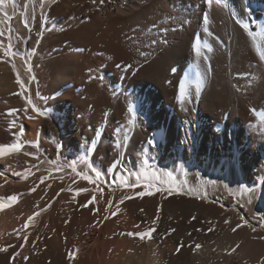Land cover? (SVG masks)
Here are the masks:
<instances>
[{
	"label": "bare ground",
	"instance_id": "bare-ground-1",
	"mask_svg": "<svg viewBox=\"0 0 264 264\" xmlns=\"http://www.w3.org/2000/svg\"><path fill=\"white\" fill-rule=\"evenodd\" d=\"M4 11L0 145L21 148L0 156V264L264 262V0Z\"/></svg>",
	"mask_w": 264,
	"mask_h": 264
},
{
	"label": "snow or ice",
	"instance_id": "snow-or-ice-1",
	"mask_svg": "<svg viewBox=\"0 0 264 264\" xmlns=\"http://www.w3.org/2000/svg\"><path fill=\"white\" fill-rule=\"evenodd\" d=\"M93 2H95V0H93ZM206 2H207L208 5H211V4H212V0H206ZM218 2H222V0H218ZM5 3H6V0H0V13H3V15H4L5 17H7L8 19H11L10 17H8V13L4 11ZM101 3H103V0H101ZM203 19H204L205 22L207 21V17H204ZM237 22L241 24V27H242L245 31H248V25H247V24H244L242 21H239V20H238ZM24 27H25V28H28V21H27V20L24 21ZM0 35H3V33L0 32ZM248 35H249V36H253V33L249 31V32H248ZM254 40H255V37L253 36V41H254ZM10 49H11V46H10V45H9V47H8L7 50H5V49L3 48V45H0V51H3V55H4L5 57H8V56L10 55ZM208 51L211 52V51H212V48H211V47H208ZM257 51L260 52V49L257 48ZM196 52H197V55H198V56L201 54V53H200V49H199V47L196 48ZM30 55H31V53H30ZM205 59H207V57H205ZM260 59H261V60H264V52H260ZM13 69L15 70V66H14V65H13ZM28 70L31 71V68H29ZM19 82H20V81H19V78H17V83H19ZM197 94H199V88H197ZM186 95H187V93H186V89L182 86V87H181V90H180V97H181V103H182V104H183V102H184V99L186 98ZM28 102L31 103L30 100H29ZM32 110H33L34 112H38V110L36 109L35 106H33ZM129 110L131 111V109H129ZM16 111H18V110H16V109L10 110L8 114L11 115L13 112H16ZM38 114H39V113H38ZM29 119H32V117H29ZM129 123H132V122L130 121ZM148 144L151 145V146H153V147H156V146H157V145H154V144H153V141H152V140H149V141H148ZM20 148H21V145H20L19 143H11V144H7V145H0V156L6 155V154H10V153H12V152H19V151H20ZM25 154L27 155L28 153H25ZM70 167L72 168V171L76 173V175H78V176L81 175V172H77V171H76V166H75V164L70 165ZM16 174H17V175H21V173H16ZM23 175H24L25 178H26L27 175H28V173H23ZM154 175H155V173H154ZM167 175L169 176V180H171V179H172L171 174H167ZM83 178H85V179H89V181L91 182L90 177H88V176H84ZM41 182H43V180H42ZM143 187H144L147 191H145V192H141V193H140L141 196H144V195H151V194H152L151 186H150L149 183H145V184L143 185ZM158 190H159V189H157V191H158ZM171 190H172V189H169V191H171ZM32 191H35V188H33ZM83 191H87V189H84ZM253 195H254V193H253ZM16 199H17L16 196H11V197L8 198V203L10 204L11 202H15ZM93 199H94V198H93ZM92 202H93V201H89L88 203H92ZM121 202H123V199L121 200ZM88 203L82 205V207H88ZM109 203H111V202L109 201ZM246 203H251V197H249V199L246 201ZM5 206H6V205H5L4 202H0V210H2ZM49 207H50V205H49ZM45 210H46V209H45ZM34 215H39V213H35ZM33 219H34V217H33V216H30V217L28 218L29 223H30ZM193 219H195V217H193ZM262 219H264V218H262ZM225 223H228V221L225 220ZM25 227H27V224L25 225ZM237 227H239V225H237ZM210 230H211V229H210ZM231 230H232L233 232H235V231H236V227L232 228ZM153 231H155V229H151V230H149V231H147V232H142V233H140V234H139V239L142 240V241H143L145 238H149V239H150ZM173 231H175V229H173ZM253 231H255V229H253ZM127 235H128V236H134V235H137V234H135V233H127ZM25 239H26V237H25ZM195 247H196L197 249H199V248L201 247V245L196 244ZM237 247H239V245H237ZM234 250H235V249H233V251H234ZM6 251H7V248L0 247V252H6ZM178 251H179V249H178ZM229 254H230V253H229ZM17 255H18V254H17ZM262 264H264V262H262Z\"/></svg>",
	"mask_w": 264,
	"mask_h": 264
},
{
	"label": "rangeland",
	"instance_id": "rangeland-1",
	"mask_svg": "<svg viewBox=\"0 0 264 264\" xmlns=\"http://www.w3.org/2000/svg\"><path fill=\"white\" fill-rule=\"evenodd\" d=\"M257 222H259V219H251V221L247 225L250 226V227H255V224Z\"/></svg>",
	"mask_w": 264,
	"mask_h": 264
}]
</instances>
